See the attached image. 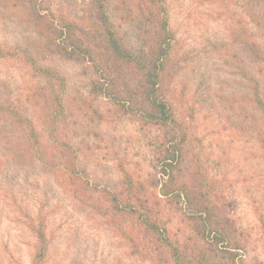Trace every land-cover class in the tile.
<instances>
[{
    "label": "rangeland",
    "instance_id": "obj_1",
    "mask_svg": "<svg viewBox=\"0 0 264 264\" xmlns=\"http://www.w3.org/2000/svg\"><path fill=\"white\" fill-rule=\"evenodd\" d=\"M96 2L0 0V264H264V0Z\"/></svg>",
    "mask_w": 264,
    "mask_h": 264
},
{
    "label": "trees",
    "instance_id": "obj_2",
    "mask_svg": "<svg viewBox=\"0 0 264 264\" xmlns=\"http://www.w3.org/2000/svg\"><path fill=\"white\" fill-rule=\"evenodd\" d=\"M105 0H97L95 8V12L97 13V16L99 17V26L98 29L100 28V35L105 36L102 37L104 38V44L105 48L107 49L108 53L116 60L121 61L122 63H132L130 59L131 56L128 53H125L122 51L120 47V42L116 38L115 33L112 30V25L109 21V17L107 16V13L105 11L104 4ZM37 17V18H36ZM47 19V20H46ZM46 20V22L44 21ZM38 22H42L43 24H39L41 28V31H39V36L41 37L42 40H45L49 46L50 49L55 50L57 53L62 55L65 59L70 60V61H79V60H85L86 57L82 56L80 54V51H82L79 47V45H75L76 47H71L66 46L63 42H60V39L63 38V30L59 29L54 22L47 16H40L39 14L36 13L33 18V24L36 26ZM46 23V24H45ZM38 26V25H37ZM36 26V27H37ZM74 46V45H73ZM77 48V49H76ZM85 53H91L88 49H83ZM13 56L11 52L9 51H4L0 47V58H7ZM145 83L148 86V96L149 98H153L155 95V92H157V86L159 85V77L158 73L152 69H147L143 73ZM153 105H156L157 109L161 112L162 115L165 114V105L164 103H159L157 100L153 99ZM153 116V115H152ZM154 117V116H153ZM173 161L174 160V155L169 156V158L166 159V161ZM172 162H166L165 167H172ZM166 172V170H164ZM126 183L132 187L131 181L127 180ZM165 190V191H164ZM166 187L163 188V191L165 192L166 195H169L170 192L166 191ZM186 198L188 199V195H186ZM189 201V199H188ZM190 202V201H189ZM200 215H206L205 221L207 218V221L210 219L212 216V209L208 205H204V207L199 209ZM207 223V222H206ZM150 227L158 230L156 225L153 223H149Z\"/></svg>",
    "mask_w": 264,
    "mask_h": 264
}]
</instances>
